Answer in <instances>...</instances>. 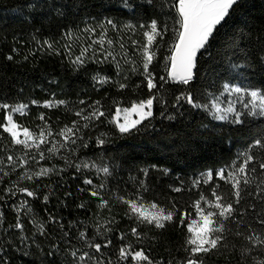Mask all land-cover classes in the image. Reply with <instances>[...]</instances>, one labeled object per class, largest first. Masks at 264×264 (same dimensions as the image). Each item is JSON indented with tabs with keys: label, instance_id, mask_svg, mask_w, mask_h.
<instances>
[{
	"label": "trees",
	"instance_id": "trees-1",
	"mask_svg": "<svg viewBox=\"0 0 264 264\" xmlns=\"http://www.w3.org/2000/svg\"><path fill=\"white\" fill-rule=\"evenodd\" d=\"M128 3L131 8L125 6L123 0H0V102L29 105L28 115L20 117L18 114L17 122L38 134L44 124L39 115L43 114L53 132L48 139L55 140L65 125L72 126L74 120L84 123L75 112L97 100L107 116L83 130V143L87 147L77 141L70 146L76 149L74 152L60 149L55 156L46 153L48 158L38 163L28 156L32 172H38L41 167L52 169L46 176L33 180L19 179L25 171L19 165L15 170L8 167L7 155L19 157L24 153L0 128V160L4 161V171L9 172L8 176L0 172L3 177L0 180V264H82L71 255L77 250V256L84 252L100 256L80 239L81 231L93 243L103 244L111 239V246L103 249L104 264H108L109 257L112 264H127L118 259L119 247L127 241L135 250H145L155 264H180L188 253L185 251L186 229L178 220L166 222L164 229L142 226V241L137 242L131 235L133 221L126 215L127 206L118 198H135L143 183L147 189L141 190L145 203L157 202L165 208L175 204L181 211L194 213L193 202L200 193L210 196L209 189L214 183L217 191L230 199L231 186L219 180L216 173L221 169L231 170L230 165L240 163L239 154L248 151L256 139H264V118L249 116L245 118V125H232L214 119L202 109L192 108L183 100L177 103L182 86L160 81L161 76L167 78L169 48L176 39L172 32L176 13L171 2L152 0L149 4L147 0H128ZM108 19L119 28V31L109 29L108 38L125 45L124 49H120L118 43L112 46L120 61L119 68L115 62H109L88 63L77 70L70 62L65 44L72 43V57L78 55L80 46H86L81 30L86 26L95 27L98 36L99 25ZM153 20L157 21L158 28H168L149 66L158 86L162 85L154 102V115L150 121H144L148 127L140 125L142 131L121 135L114 124L108 123L114 117L115 108L128 107L131 102L150 95L140 74L143 56L132 46V41H137L138 47L146 43L143 33ZM226 21L210 40L208 54H199L198 75L188 86L193 97L202 104L211 102L215 96L221 107H227L234 100V94L223 92L225 82L264 89V0H245ZM126 25L136 26L135 31H130ZM68 32L74 34L72 40L65 36ZM76 37L80 39L73 43ZM159 39L157 37V41ZM48 44H52L55 51ZM125 52L127 59H121ZM9 55L12 60L7 59ZM232 65L244 67L234 69ZM97 77H108L110 82L101 86ZM121 83L127 87L120 89ZM33 100L39 105L49 100H64L67 107L44 108L33 105ZM81 100L85 104H80ZM6 115L0 110V123L6 122ZM169 115L175 118L168 119ZM98 137L103 138L105 144L99 145ZM251 154L257 161L264 160V149L253 147ZM85 162L95 167H82L77 171L72 166ZM105 166L110 176L97 171ZM209 170L213 172V181L201 184L199 190L194 188L193 180ZM86 179H91L93 184L84 183ZM101 183L104 189H98ZM14 184L35 191L36 197L19 192L12 196L6 190ZM177 187L183 190L174 191ZM94 189L100 191V196L91 195ZM250 190H255V184ZM101 197L108 201V207H98ZM21 200L29 202L31 213L18 212ZM244 204L255 205V211L248 208L244 221L257 235L264 234V224L259 223L264 201L247 197ZM202 207L207 205L202 204ZM18 218L24 225L23 231L14 227ZM110 220L114 223L109 224ZM38 225H43V235ZM231 227L225 246L209 254L205 264H255L257 259H264L259 247L245 238L251 233L237 236L236 227ZM98 228L102 235L97 234ZM108 228L112 231H107ZM121 234L126 235V241L119 239Z\"/></svg>",
	"mask_w": 264,
	"mask_h": 264
},
{
	"label": "snow or ice",
	"instance_id": "snow-or-ice-1",
	"mask_svg": "<svg viewBox=\"0 0 264 264\" xmlns=\"http://www.w3.org/2000/svg\"><path fill=\"white\" fill-rule=\"evenodd\" d=\"M149 4L152 0H147ZM171 7L176 13L174 26L172 32L175 35V42L170 46L168 56L167 78L160 77V81L167 83L171 81L176 85L182 86L180 88L181 94L176 97L177 103L181 100L191 105L194 109H202L205 112H209L214 119L219 121H225L232 125H245L246 117L264 118V89L261 88H249L240 86L238 84H232L225 82L222 85L223 92L229 95L234 94V100L229 102L227 107H221L218 103V98L213 96L212 101L202 104L198 102L192 95L188 86L196 79L197 72V57L198 54H208L209 42L214 39V33H217L226 23V18L230 17V13L235 11V8H239L244 5L245 0H170ZM125 6L131 8L128 0H123ZM235 6V7H234ZM100 32L97 36V30L95 27L86 26L82 29V33L85 34L86 46L81 45L79 54L72 57V43L65 44L70 62L75 66L77 70L86 67L88 63H109L115 62L119 68L120 61L116 59L115 50L112 47L114 43L119 44L120 49H124L125 45L122 42L114 41L108 38V31H119L118 26L108 19L106 23L99 25ZM130 31H135L136 26L126 25ZM145 28L144 25L140 26ZM168 28L166 26L158 28L157 21L153 20L146 26L144 36L146 37V43L140 45L133 40L132 46L136 48L137 52H140L143 56L142 68L140 73L146 81L145 87L150 95L145 99H141L138 102H131L128 107L115 108V114L112 119L108 120V123L114 124L121 135H134L143 130L149 125L144 124V121H150L153 117L154 102L157 101V94L160 92V87L156 82V77L153 72L149 71V66L152 64L156 53L159 51L163 44V39ZM72 32L65 33V36L72 40ZM159 37V41H157ZM80 37H76L75 41H78ZM47 43V42H45ZM107 45V47H106ZM98 46V47H97ZM48 47L53 49L52 44H48ZM59 54V52H56ZM111 58V59H109ZM8 60H12L13 57L9 55ZM121 59H127V53L121 55ZM234 69L244 67V65H232ZM133 71H136L133 67ZM98 83L103 86L110 82L108 77H97ZM126 84H119L120 89L126 88ZM155 89V91H153ZM33 105L42 106L44 108L59 107L61 105L67 107V102L64 100H49L39 105L38 101L33 100ZM119 103V102H117ZM80 104H85V101L81 100ZM239 105L237 107L236 105ZM28 104L18 103L11 105L6 102H0V110H4L6 115V122L0 123L4 133L8 134L11 139V143L15 146H19L24 155L14 157L13 155H7L6 160L8 167L15 170L19 165L24 168L25 171L19 177L22 180H33L34 177L46 176L52 169H46L41 167L38 172H32L28 156H31L33 161L37 163L39 160H46L48 157L46 153H50L55 156L60 149H64L68 152H74L76 149L70 146L77 144L80 141L83 147H87L84 141L83 130L94 126V121H99L101 117L107 119L105 111L102 110L103 105L99 100L95 101L91 105H87L86 108H81L75 112V116L81 118L84 123H80L79 120H74L72 126L65 125L56 134L57 139H48L53 136L52 129L48 122L45 120L43 114L39 115V119L44 121L39 133L30 131L27 127H22L21 124L14 119L16 114L20 117L28 115ZM91 111H88V109ZM214 110V111H213ZM121 116L123 122H121ZM133 116L138 119H133ZM168 119H174L175 117L169 115ZM23 137V138H21ZM62 137L63 139H59ZM98 144H105L103 138L98 137ZM253 147L264 149V139H256L253 145L249 146V150L240 155L242 159L237 165L235 162L230 165L231 170L221 169L216 173V177L219 180L231 186V198H226L217 191V185L214 183L210 187V196H206L204 193H200L198 199L193 202L192 207L194 213L187 210L181 211L175 204L170 208L161 207L157 202L145 203L144 197L141 194V190L146 191V186L141 183L140 189H138L137 195L132 199H124L119 197L118 199L127 206L126 215L129 220L133 221L131 228V235L136 237L137 242L142 241V233L140 231L142 226H154L155 229H164L166 222H173L178 220L180 226L186 229V244L185 251L188 253L187 257L180 262V264H205V258L209 254L218 252L221 247L225 246L227 240V234L232 231L231 226H235L237 231L235 235L243 236L245 232L251 233L245 238L253 243L254 247H259L261 256H264V234L257 235L255 230L251 228L244 221L245 213L248 208H252L255 211V205L248 204L245 206L244 201L247 197H255L258 200L264 201V160L257 161L251 149ZM33 150H35L33 152ZM66 163L68 161L66 160ZM257 164L259 172H257ZM251 165V167H250ZM4 161L0 160V172L3 176H8L9 172L4 171ZM77 171L81 168H92L94 164L83 163L72 165ZM62 171V170H61ZM98 172H103L105 176H110L111 172L108 167L97 169ZM167 173V170H165ZM145 175L147 172L145 170ZM3 177H0L2 180ZM213 181V172L211 170L201 174L200 178L193 180V187L198 189L201 184H209ZM259 181V182H257ZM84 183L92 185L91 179H86ZM255 184V190H250V186ZM105 185L101 183L98 189H104ZM176 192H180L183 189L177 187L173 189ZM12 196H16L17 192L27 197H36V192L29 190L27 187H18L14 184L11 188L6 190ZM93 197L100 196V191L94 189L91 191ZM45 202L47 196L44 197ZM207 205V207H202ZM83 207V205H81ZM99 208L108 207V201H105L101 197V203ZM18 212L24 210L27 213H31L32 209L27 200L19 201ZM260 224H264V213L259 214ZM194 217H198L194 218ZM2 218V214H0ZM55 222V221H54ZM109 224L114 223V220L108 221ZM244 228L241 229V225ZM20 231H23L24 225L17 219L15 226ZM63 227V225H61ZM38 230L43 235V225H38ZM107 231H112L108 228ZM264 233V230H262ZM97 234L100 233L99 228ZM80 239L85 240L87 247L94 250V253L100 254L96 256L90 255L88 252L77 256V251H72L71 255L78 259L82 264H104L103 257L105 253L104 248L111 246L112 241L108 239L105 243H93L87 240L86 233L81 231L79 233ZM121 241H126V235L121 234L119 236ZM118 259L121 262H127V264H155V262L145 253V250H135L130 241L123 243L119 247ZM108 264H112L111 258L108 259ZM255 264H264V259H257Z\"/></svg>",
	"mask_w": 264,
	"mask_h": 264
},
{
	"label": "rangeland",
	"instance_id": "rangeland-1",
	"mask_svg": "<svg viewBox=\"0 0 264 264\" xmlns=\"http://www.w3.org/2000/svg\"><path fill=\"white\" fill-rule=\"evenodd\" d=\"M17 115H18V114H16V115L14 116V119H15V117H16ZM133 119H138V117L133 116ZM121 122H123L122 116H121ZM21 138H23V137H21Z\"/></svg>",
	"mask_w": 264,
	"mask_h": 264
},
{
	"label": "water",
	"instance_id": "water-1",
	"mask_svg": "<svg viewBox=\"0 0 264 264\" xmlns=\"http://www.w3.org/2000/svg\"><path fill=\"white\" fill-rule=\"evenodd\" d=\"M198 56H199V54H198ZM197 59H198V57H197Z\"/></svg>",
	"mask_w": 264,
	"mask_h": 264
}]
</instances>
